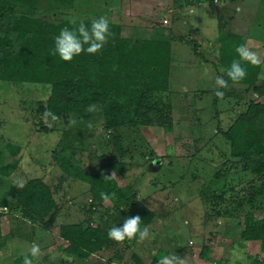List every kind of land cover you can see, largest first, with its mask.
<instances>
[{
    "label": "rangeland",
    "instance_id": "rangeland-1",
    "mask_svg": "<svg viewBox=\"0 0 264 264\" xmlns=\"http://www.w3.org/2000/svg\"><path fill=\"white\" fill-rule=\"evenodd\" d=\"M30 5L43 16L74 17L86 25L106 15L122 36L167 41V93L162 98L171 107L170 128L139 124L105 130L98 105L93 113L85 108L61 115L48 127L42 118L47 85L0 82V151L6 144L19 148L6 159L16 164L6 179L8 193L29 179H40L58 207L47 230L8 213L3 231L10 235L0 250V264L29 254L38 241L42 246L33 264H134V258L157 264L172 253L188 257L189 264H232L234 254L246 257L236 264L263 261L259 242H242L239 233L246 214L264 219V177L244 172L227 157L219 131L249 103L264 101L254 90L264 88V0H24L16 1L14 10L22 14ZM221 33L242 37L261 63L253 86L229 84L219 89L225 95L218 99L215 78L224 77L218 59ZM72 120L76 124L70 126ZM109 136L118 139L121 154ZM56 152L89 175L103 165L110 175L115 172L117 186L133 193L134 202L148 212L150 238L114 241L110 250L83 261L64 255L67 244L58 239L60 226L81 224L108 232L121 227L128 214L126 207L93 201L88 183L58 169ZM209 236L212 247L200 258ZM115 254L121 261L113 259Z\"/></svg>",
    "mask_w": 264,
    "mask_h": 264
},
{
    "label": "trees",
    "instance_id": "trees-1",
    "mask_svg": "<svg viewBox=\"0 0 264 264\" xmlns=\"http://www.w3.org/2000/svg\"><path fill=\"white\" fill-rule=\"evenodd\" d=\"M16 1L24 0H0V82L51 85V95H47L43 113L50 110L59 117L80 112L92 104L98 105L105 130L139 124L170 128L171 107L162 98V94L167 93V41L122 36L120 28L110 23L113 35L99 53H81L72 61L63 62L52 55L54 37L62 29H71L73 25L70 21L75 20L79 24L84 20L51 14L43 16L35 12L31 5L29 11L19 14L14 10ZM218 43V59L226 70L234 59H239L235 48L244 44V39L221 33ZM241 64L247 69V77L238 83L229 81V84L253 86L260 74V65L253 66L245 61ZM224 78L227 79L225 73ZM254 90L258 96L264 95L263 87ZM213 118L218 130L215 103ZM219 134L226 143L227 157L231 161L252 176L264 177V101L249 103L245 112ZM109 139L121 154L118 139L112 136ZM18 151L19 148L11 144L4 145L0 151V208L47 230L52 226L58 208L42 180L29 179L22 188L12 187L8 193L6 179L13 173L16 164L6 159L13 158ZM53 159L63 175L89 184L93 201L100 204L104 202L100 198L101 192H115L112 205L115 208L126 207L127 218L138 215L141 227L145 226L150 218L148 212L134 202L135 195L128 189L119 188L114 179H104L110 175L107 166H99L93 175H89L68 164L59 152L53 154ZM57 235L67 244L63 249L64 255L78 261L110 250L114 244L106 231L97 227H82L81 224L60 226ZM239 239L242 242H259L260 250L264 252V219L256 220L250 213L246 214ZM206 241L208 243L202 245L198 254L200 258H206L212 247L211 236ZM5 243L6 240L0 237V249ZM24 256L11 258V264H23ZM113 259L121 261L117 254ZM133 260L134 264H150L138 258ZM252 264H264V260L253 261Z\"/></svg>",
    "mask_w": 264,
    "mask_h": 264
},
{
    "label": "clouds",
    "instance_id": "clouds-1",
    "mask_svg": "<svg viewBox=\"0 0 264 264\" xmlns=\"http://www.w3.org/2000/svg\"><path fill=\"white\" fill-rule=\"evenodd\" d=\"M73 25L71 29H62L57 36L54 37V47L52 50V55L58 56L63 62H70L74 57L79 56L81 53L87 54H97L99 53L105 44L108 42L109 37L113 34L110 31V19L106 15H101L97 18H93L90 25H86L84 22L77 24L75 20L70 21ZM235 51L239 59H234L230 66L225 70L221 69L225 73L227 79L223 76H217L215 78V87L218 89L215 92V96L218 99L224 98V91L219 89L229 88V81L233 83H238L243 81L247 77V69L242 66L241 61H245L253 66H258L261 63L259 55L248 48L245 44L237 45ZM51 95V85L48 86ZM97 110L95 104L90 105L86 111L88 113H93ZM48 127L52 126L49 123V118L51 122L58 121L60 119L55 113L50 110H46L42 117ZM76 124V120L70 122V126ZM90 126V125H89ZM116 176L115 172L111 175L106 176L105 180H112ZM18 187H23L22 183L17 185ZM116 193L111 194L106 192L100 193V198L102 201L109 203L115 199ZM107 236L109 239L115 242L122 243L125 240L137 239L138 242H143L150 238V230L147 225L141 227V218L137 216H132L124 219L121 227L113 226L108 232ZM40 253V247L38 244H33L30 248L29 254H26L23 259V264H33L34 257H37ZM245 261L246 257L242 254H234L232 264H236V261ZM157 264H189L188 257H181L175 253L163 255L157 261Z\"/></svg>",
    "mask_w": 264,
    "mask_h": 264
},
{
    "label": "crops",
    "instance_id": "crops-1",
    "mask_svg": "<svg viewBox=\"0 0 264 264\" xmlns=\"http://www.w3.org/2000/svg\"><path fill=\"white\" fill-rule=\"evenodd\" d=\"M244 42H245V40H244ZM58 208V207H57ZM1 209H4V208H0V213H1V217H0V237L2 238V239H5L6 240V243L2 246V248L1 249H3L4 247H6V245H8V243H7V239H8V237H9V235H10V233L9 232H7V231H3V225H4V227H5V225L7 224V217L9 216V214L8 213H6V212H4V211H2ZM21 220V219H20ZM8 227V225L5 227V228H7ZM38 243V245H39V247H41L42 245H41V241H38L37 242ZM32 245V244H31ZM0 249V250H1Z\"/></svg>",
    "mask_w": 264,
    "mask_h": 264
}]
</instances>
